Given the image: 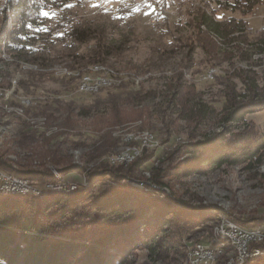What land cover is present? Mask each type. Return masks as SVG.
I'll return each instance as SVG.
<instances>
[{
  "label": "rangeland",
  "instance_id": "1",
  "mask_svg": "<svg viewBox=\"0 0 264 264\" xmlns=\"http://www.w3.org/2000/svg\"><path fill=\"white\" fill-rule=\"evenodd\" d=\"M216 1L208 0L210 8H207L204 0H171L164 12L167 16L164 21L153 0H60L56 7H51L47 0H30L45 7L36 18L30 16L29 10L25 11L26 19H21L11 8L9 0H0V164L20 173L53 174L57 182L41 188L35 180L26 179L33 188L29 194L35 197L79 192L93 183L98 189L106 184L157 199L168 212L189 219L188 223L176 219L164 224L159 234L166 241L161 244L160 254L156 250H132L126 264L194 263L196 248H210L220 238V228L227 226L226 223L251 228L250 225L264 221V150L254 156H243L244 144L238 140L247 138L249 143L256 136L255 131L261 130L264 108L254 106L243 121L226 123L223 112H213L208 107L205 119L200 122L201 117H196L193 122L191 118L197 113L193 104H186L195 96L196 103L215 104L216 99L222 98L225 84L241 90L240 82L235 79L225 82L218 78L212 86L201 83L212 79H202L210 76L211 71L212 77L215 74L231 76L233 71L247 66L237 58L238 54L229 53L212 38L215 44L203 42L205 49L195 42L193 27L197 8L211 12L217 9ZM256 11L244 20L249 22L251 33H264L258 29L264 27V6ZM217 16L240 18L239 13L221 11ZM85 27L102 31L106 42L120 51L107 59L108 66L95 64L83 75L76 73V88L82 85L81 76L92 75L90 85L105 77L110 82L92 94L116 85L115 82L128 80L129 89L142 94L151 91L155 95L142 101H120L116 107L83 98L81 108L86 110V115H80L69 100L77 96H67L68 83L47 78L45 74L60 76L66 72L71 55L80 54L85 48L71 39L70 34L75 28ZM229 57L231 60H227ZM259 58H251L256 65L252 69L262 78L259 84L264 86V57ZM209 67L200 76V71ZM98 70L100 74L96 73ZM93 73L96 74L93 76ZM178 81L192 86L193 90L188 88L186 101L171 103L168 88ZM33 88L37 91L33 92ZM42 93L55 97L58 106L55 109L34 106ZM184 103L186 107L182 109L180 106ZM60 137L64 139L55 143ZM219 140L232 148L221 166L204 162L209 152L201 148L187 151L182 145L201 143L208 147ZM161 145L164 153L157 150L155 154H142ZM141 155L147 158V164L128 170L134 178L128 179L129 163ZM119 158L124 160L109 161ZM105 160L112 165L123 163L119 173L127 179L124 181L127 186L121 180L98 181L100 170L106 168L102 164ZM62 170L70 171L62 175L59 173ZM154 175H160L162 186L150 181ZM5 176L8 175L4 173V178H8ZM58 185L77 187L69 191L67 188L51 190V186ZM37 191L43 194L35 195ZM1 192L6 191L0 185ZM212 214L216 217L214 220L203 219ZM223 242L225 248L219 252L218 248L214 249V264L217 261L227 264L237 254L229 248L228 240ZM258 261L256 258L247 263Z\"/></svg>",
  "mask_w": 264,
  "mask_h": 264
},
{
  "label": "trees",
  "instance_id": "2",
  "mask_svg": "<svg viewBox=\"0 0 264 264\" xmlns=\"http://www.w3.org/2000/svg\"><path fill=\"white\" fill-rule=\"evenodd\" d=\"M47 1L50 2L51 7H56L60 0ZM170 2L171 0H153L154 6L164 21L167 17L164 12L170 6ZM216 3L217 9L210 10L211 12H206V8H197L196 22L193 27L195 42L197 41L196 44L202 45L205 49L206 41L211 42L210 44L213 46L215 44L213 40H216L222 48L230 51L229 53L238 54L237 58L246 62L247 66L244 69L233 71L234 74L231 76L215 74L211 80H204L201 83L212 86L215 85L214 82L216 83L218 78L225 82L235 79L240 82L241 90L237 91L235 86L225 84V91H221L222 98L216 99L213 105L196 103L194 95H192L193 100L191 98L187 100L188 88L193 90V87H187L179 81L171 88L169 87L168 92L171 103L183 99L187 100L186 104H193L194 113H197L191 118L193 122L196 117H201L200 122H202L206 117V109L211 107L210 110L213 112H223L225 115L223 120L226 123H239L244 120L245 114L253 112L252 107L264 108V86L259 84V80L262 78L252 69L256 65L251 62L253 57H264V33L256 31L251 33L248 31L249 22L244 20L257 12L259 7L264 6V0H231V2L217 0ZM9 4L21 19H26L25 11L27 10L31 12L30 16L34 15L36 18L39 10L45 7L37 2L30 3V0H9ZM203 4L210 8L208 0H204ZM219 11L223 14L226 12L239 13L240 18L224 19L223 16L219 18L217 16ZM249 34L255 36L251 37ZM70 38L85 45L83 52L71 55L65 73L60 76H53L50 73L45 75L47 78H59L62 82L68 83L66 86L67 96H77L76 99L70 98L69 100L75 108H78L80 115H86L84 112L86 110L81 108L83 98H85L84 100H93L101 105L105 103L107 107H116L120 101L123 103L142 101L155 95V92L151 91L142 94L129 89L128 80L121 81L109 88H102L96 94L76 93L74 74L86 72L89 66L95 64L108 66L107 59L120 49L107 43L102 31L90 27L73 29ZM171 43L170 41L169 44ZM229 59L231 60V57L227 60ZM210 69L211 67L198 73L200 76L205 75ZM116 77L118 78V76ZM31 90L37 91L36 88ZM42 94L41 97H33L37 98L34 106L54 109L58 106L55 97L47 93ZM186 104L184 103L180 107L185 109ZM255 134L256 136L249 143L247 138L238 139L244 144L243 156H254L264 150V125L260 131L256 130ZM63 139L60 137L54 141L56 143ZM182 145L187 151L195 152L201 148L209 152L210 155L204 159V162L218 166L226 163V158L232 151V148L223 144L222 140L214 142L212 146L208 147L201 146V143H184ZM163 148L164 146L161 145L156 150L144 151L142 154L146 152L155 154L157 150L164 153ZM195 157L197 162H201L197 156ZM102 162L106 168L100 170L101 174L98 177L101 178H98V181L103 179L121 180V184L127 186L124 182L127 179L119 173L123 164L112 165L106 160ZM147 162V158L143 159L142 155L139 158L133 157L127 171L142 168ZM69 171L62 170L59 173L63 175ZM130 171L126 177L133 180L134 178L129 176L131 175ZM0 172L11 178L33 179L39 184V187L57 182L51 173L36 175L27 172L20 173L4 168L1 164ZM92 178L94 176L88 179ZM159 179L160 175H154L151 176L150 181L162 186ZM95 187L96 184L93 183L92 186L82 188L79 192L55 193L43 197H35L29 193L23 195L0 194V264H126L132 250L145 249L148 252L156 250L158 254L161 253V246L165 244L166 240L159 233L162 232V227L166 222L176 219L180 223L189 221L185 215L179 216L170 210L168 212L167 207L159 203V200L135 194L130 189L109 187L106 184L102 188L96 189ZM150 212H153L152 216H148ZM215 218L213 214L203 217L208 221ZM257 226L264 229V221L249 227ZM250 247L264 250V240L261 243L251 242ZM259 261H261L260 264H264L263 258H259ZM216 264L223 263L217 261Z\"/></svg>",
  "mask_w": 264,
  "mask_h": 264
},
{
  "label": "bare ground",
  "instance_id": "3",
  "mask_svg": "<svg viewBox=\"0 0 264 264\" xmlns=\"http://www.w3.org/2000/svg\"><path fill=\"white\" fill-rule=\"evenodd\" d=\"M154 20H156L154 18ZM264 30V29H263ZM95 67V66H94ZM96 69H99V67H95ZM100 68H103L100 67ZM104 71V70H103ZM108 71V70H107ZM101 71H96V73H99ZM78 73V72H77ZM87 73V72H86ZM96 73H93V76L94 74ZM105 73V72H104ZM76 74V73H75ZM74 74V75H75ZM79 74V73H78ZM85 73H82L81 75H83ZM92 74V73H91ZM100 74V73H99ZM111 74V73H110ZM211 74V73H210ZM80 75V74H79ZM78 75V76H79ZM92 76V75H91ZM90 75H84V76H81L82 77V85L80 87H78V93H91V92H97L98 88H100V86H104L105 84L109 85L110 82L108 79H97V81L95 82V84H93L92 86L90 87H86V81H91V77ZM98 76V75H97ZM110 76V75H109ZM109 76H107L108 78H110ZM112 76V75H111ZM118 76V75H117ZM80 77V78H81ZM116 77V76H115ZM203 77V76H202ZM205 77V76H204ZM94 78V77H93ZM113 78V77H112ZM78 80V79H77ZM117 80V79H116ZM79 81V80H78ZM118 81V80H117ZM78 83V82H77ZM112 83V82H111ZM81 84V83H80ZM92 84V82L90 83ZM115 84L117 85V83L115 82ZM77 86V84H76ZM79 86V85H78ZM111 86V85H110ZM108 87V86H107ZM106 88V87H105ZM76 89V90H77ZM77 93V92H76ZM92 94V93H91ZM147 137V136H146ZM145 138V137H144ZM147 149V148H146ZM131 153V152H130ZM130 156V155H129ZM118 161V160H117ZM123 164V163H121ZM5 177H8V178H11L10 176H5ZM28 182H22V183H16V189H4L6 192H1L3 194H27V193H30L33 191V188H31L30 186H28ZM57 190H59L60 188H56ZM66 189V188H65ZM70 189L72 188H67L66 190L69 191ZM52 191H55L53 189H51ZM61 190H64L63 188H61ZM60 190V191H61ZM39 192V193H38ZM58 192V191H57ZM41 192L40 191H37V192H34L35 195H38V196H41V194H43V192L40 194ZM68 193V192H67ZM70 193V192H69ZM223 222V221H222ZM219 229V228H218ZM220 238L216 236L217 240L210 246V248H206L205 247V251H207V253H210V254H213L214 252V249L215 248H218V252L221 251L222 248H225V244L223 242V240H228L230 246L229 248L231 249H234L235 251H237V254L235 256L234 259H231L229 262H227V264H245L247 263L248 261L250 262L251 260L253 259H256V258H261V257H264V250H262V253H247L245 254L243 257H241V248L240 246L237 245V243L235 242V237H230L228 234H227V226L225 227H221L220 228ZM219 234V235H220ZM218 235V234H217ZM218 235V236H219ZM201 248V249H200ZM200 248H196L195 252H202V247ZM193 253V252H192ZM235 253V252H234ZM215 255L213 254V261H209V262H196L195 264H214V260H215ZM195 258V257H193ZM187 261V260H186ZM248 262V263H249Z\"/></svg>",
  "mask_w": 264,
  "mask_h": 264
},
{
  "label": "built area",
  "instance_id": "4",
  "mask_svg": "<svg viewBox=\"0 0 264 264\" xmlns=\"http://www.w3.org/2000/svg\"><path fill=\"white\" fill-rule=\"evenodd\" d=\"M259 30H263L264 27L258 28ZM212 71L211 75L202 78L204 79H211L212 78ZM89 81H86V87H90ZM113 160H124L122 158L119 159H111L110 161ZM22 182H28V180H22L18 178H4V173L0 172V185L2 187V190L4 189H16V183H22ZM77 187V185L75 186ZM75 187H69L68 188H75ZM51 189L55 188H67L65 185H58V186H51ZM227 225V234L230 237H235V242L237 243L238 246L241 248V257H243L247 253H262L261 248L257 247H250L249 244L251 242H258L261 243L264 240V229L263 228H244V227H239V225H230L229 223H226ZM196 253V262H209L213 261V254L207 253L205 251V247H202V252H195ZM190 263V264H195Z\"/></svg>",
  "mask_w": 264,
  "mask_h": 264
},
{
  "label": "snow or ice",
  "instance_id": "5",
  "mask_svg": "<svg viewBox=\"0 0 264 264\" xmlns=\"http://www.w3.org/2000/svg\"><path fill=\"white\" fill-rule=\"evenodd\" d=\"M45 15H47V13H45Z\"/></svg>",
  "mask_w": 264,
  "mask_h": 264
}]
</instances>
